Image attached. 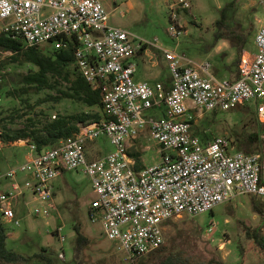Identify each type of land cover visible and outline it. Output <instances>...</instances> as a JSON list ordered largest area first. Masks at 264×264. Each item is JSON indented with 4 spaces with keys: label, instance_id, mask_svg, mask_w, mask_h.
<instances>
[{
    "label": "built area",
    "instance_id": "1",
    "mask_svg": "<svg viewBox=\"0 0 264 264\" xmlns=\"http://www.w3.org/2000/svg\"><path fill=\"white\" fill-rule=\"evenodd\" d=\"M258 1L262 18L254 38L257 50L242 56L237 77H218L209 61L194 62L162 49L171 77L167 89L161 82L136 79L135 57L144 43L129 30L109 25L102 0H0V21L13 39L44 48L76 45L80 72L102 91L103 114L99 121L80 123L56 147L38 152L35 144H27L26 161L1 175L13 181L0 193L1 214L14 213L28 189L42 203L33 213L49 216L56 208L54 179L66 170L82 171L96 195L91 219L101 220L125 264H137L162 247L165 225L172 218L212 212L242 194L264 196L260 154L237 150L226 137L203 140L194 132L195 109L225 112L253 103L264 124V0ZM172 6L186 9L189 0H173ZM174 23L171 17L173 35ZM143 132L158 145L161 160L137 168L131 153ZM102 138L112 149L96 155L89 147ZM4 145L0 139V149ZM19 172L31 178L23 182ZM214 229L211 224L206 233Z\"/></svg>",
    "mask_w": 264,
    "mask_h": 264
},
{
    "label": "rangeland",
    "instance_id": "2",
    "mask_svg": "<svg viewBox=\"0 0 264 264\" xmlns=\"http://www.w3.org/2000/svg\"><path fill=\"white\" fill-rule=\"evenodd\" d=\"M228 1L231 0H189L186 9L180 7L175 11L173 0H102L109 13V25L127 29L138 40H142L146 48L138 52L136 57L140 62L155 63L154 71H158L156 79H166L169 84L170 72L162 49L175 51L194 62L209 61L218 77L236 75L238 64L235 63V48L229 41L224 40L212 46L216 31L215 21L219 17V10ZM248 14L254 19L257 29L262 18L259 1L236 0V20L247 26ZM171 17L175 20L174 35L169 31ZM3 31L4 25L0 21V33ZM254 36L255 34L242 56L256 52ZM10 55V51L0 49V63L3 64L0 68V83L4 89V92L0 93V118L5 119V123L10 127H23L26 119L33 116L51 120L60 114L81 111L102 115L98 107H87L81 102L67 98L59 101L53 99L51 96L58 95L59 91L66 88L63 83L56 82L54 86L39 92L16 93V96L6 94L5 91H11L21 85L20 74L36 69L27 62H11ZM250 105L254 110V104ZM252 112L244 115L237 110L211 113L195 109L194 132L208 138L223 136L234 144V132L240 131L245 122L256 116ZM0 139L2 140L1 136ZM138 140L141 143L137 148L133 147V150L140 152L142 165H152L161 160L158 145L146 136V132H143ZM3 143L5 145L0 149V175L24 163L30 153L27 139ZM89 149L95 151L96 155H101L110 151L112 145L106 138H102ZM18 178L24 182L31 177L28 173L19 172ZM12 183L10 178H0V193L9 189ZM53 183L56 208L50 209L49 216H36L33 213L34 207L42 206V203L34 200L28 189H25L26 194L20 198L14 213L2 215L0 212L2 220L11 231L7 246L27 256L40 251L42 247L54 249L56 252L53 258L57 264H78L74 259H78L82 264H125L122 254L117 251L116 243L104 234L101 220L91 219L90 205L96 195L90 178L82 171L66 170L63 175L54 179ZM251 197L250 194H242L215 206L212 212L195 216L183 213L172 218L171 222L168 221L165 225V243L161 249L141 257L137 264H157L174 249L181 248L193 263L214 258L222 260L225 264H235L239 258L237 243L242 246V264H264V252L260 251L250 235L253 229L259 227V234L264 237V215L255 212ZM257 199L264 205V196H258ZM15 219L19 221L18 225L15 224ZM76 223H80L82 232L91 242L77 254L74 253ZM211 224H215V229L207 234V228ZM193 226L197 228V234H194ZM56 229H59V235L54 234ZM28 264H40V261L33 260Z\"/></svg>",
    "mask_w": 264,
    "mask_h": 264
},
{
    "label": "trees",
    "instance_id": "3",
    "mask_svg": "<svg viewBox=\"0 0 264 264\" xmlns=\"http://www.w3.org/2000/svg\"><path fill=\"white\" fill-rule=\"evenodd\" d=\"M236 0H231L225 3L219 10V17L215 21L216 31L214 32V45L218 41H229L235 48L237 58L236 65L240 63L242 52L250 43L253 35L256 34L254 19L251 15H247L248 25L244 26L235 18ZM171 21V18H170ZM255 38V36H254ZM145 45L139 51L145 49ZM10 51L9 60L13 63L27 62L35 66V70L20 74L19 81L21 85L13 90L5 91L8 95L16 96V93L27 94L32 92H39L43 89L54 86V83L66 84V88L59 91L58 95L51 96L56 101L61 99H72L81 102L87 107H98L102 111V91L95 89L86 80L80 72L75 57L76 45L69 43L64 48H53L43 46H28L22 38L13 39L5 31L0 33V49ZM3 64L0 63V68ZM238 71V67H237ZM237 77V72L235 76ZM167 89L171 87V81L164 84ZM4 89L0 83V93ZM242 114H249L252 112L256 116L253 119L245 122L240 131L235 133V148L245 153L260 154V160L264 161V141L261 138V133L264 129V124L259 121L258 115L250 104H246L236 109ZM223 111H212L217 113ZM103 117L100 113H90L88 111H81L70 114H60L51 120H44L36 116L28 117L24 122L23 127L13 128L5 123V119L0 118V136L2 141L9 143L20 139H27V144H35L37 151L53 148L60 144V142L79 130V123H87L90 121H99ZM203 140H208L207 136L201 135ZM103 154V153H102ZM137 159V168L142 166L140 159V152L131 153ZM0 178L1 175H0ZM257 195H252V204L255 212L264 215V205L259 203ZM91 215V209L89 210ZM171 222V221H169ZM244 224V223H243ZM250 228L249 226H247ZM76 232L74 253H80L81 249L89 245V237L82 232L80 223L74 224ZM194 234H197V228L192 227ZM250 234L253 241L259 246L260 251L264 252V237L259 234V227L253 229ZM8 228L0 216V264H28L33 260L40 261V264H57L54 261V249L42 247L40 251L32 255H25L15 249L7 246ZM249 232V231H248ZM58 235V230L54 231ZM238 261L235 264H242L243 251L242 246L237 243ZM175 248V247H174ZM161 247L158 249L160 250ZM157 251V250H156ZM75 263L82 264L78 259H74ZM157 264H225L222 260L214 258L206 262L193 263L190 257L185 255V251L181 249H174L163 260Z\"/></svg>",
    "mask_w": 264,
    "mask_h": 264
},
{
    "label": "crops",
    "instance_id": "4",
    "mask_svg": "<svg viewBox=\"0 0 264 264\" xmlns=\"http://www.w3.org/2000/svg\"><path fill=\"white\" fill-rule=\"evenodd\" d=\"M135 62L137 63V72L135 75L137 80H147L151 84H156L157 82H161L163 84L167 83L166 79H160V80L156 79L158 77V71L156 72L154 71V68L156 67L155 63H150L149 61L140 62L139 58L137 57H135ZM233 75L234 74H231L228 77H232ZM3 222L5 223V221ZM7 233H8V236H11V231L8 230Z\"/></svg>",
    "mask_w": 264,
    "mask_h": 264
}]
</instances>
